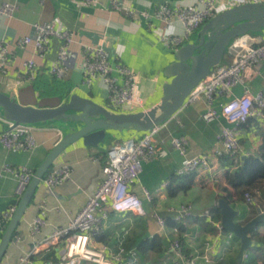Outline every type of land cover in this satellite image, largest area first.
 <instances>
[{
  "label": "crops",
  "instance_id": "1",
  "mask_svg": "<svg viewBox=\"0 0 264 264\" xmlns=\"http://www.w3.org/2000/svg\"><path fill=\"white\" fill-rule=\"evenodd\" d=\"M215 2L229 8L236 6L231 0ZM5 3L15 4L16 8L11 14L0 13V47L4 46L5 50L0 49V91L15 97L23 105L40 108L57 107L68 102L73 94L108 106L109 90L104 80L97 77L91 84H86L82 72L84 46H99L109 53L112 60L124 63L136 74V101L120 110L126 113L148 110L158 104L163 96V85L168 80L164 71L173 60L176 49L168 48L162 40V34L168 28L164 20L158 17L157 10L165 4L196 6L200 9L205 6L203 0H122L121 8H115L112 0H100L95 5L80 0H0V7ZM207 22L192 34L187 43L198 36ZM45 23H53L56 29L67 31L72 38L65 61L67 72L61 78L52 75L50 68L58 59L64 42L62 39L50 37L43 50L37 49L34 42L20 43L27 36L34 38L36 25ZM170 30L176 35L185 34L183 23L177 19ZM233 57L234 49L231 48L220 65L230 63ZM29 60H34L37 65L38 73L32 78L26 69ZM245 89L253 95L264 90V61L247 71L244 81L233 88L232 94L215 99L213 107L218 112L215 120L207 122L202 118L208 108L206 100L202 99L196 104L186 105L158 126L153 137L155 157L144 162L143 172L131 185V190L142 199L147 214L118 213L109 204L104 205L98 213V236L91 235L90 248L104 250L112 257L119 249L118 238L123 237L125 264H175L171 242L182 239L186 254L203 252L209 243L214 253L212 264L246 263L241 256V239L234 233L229 237L228 233L232 232L225 233L222 228L221 210L219 218L212 213L211 217L205 215L207 210L219 207L222 195L220 185H226L225 174L235 165L213 158L211 169L198 173L190 189L176 195H171L169 191L171 184L179 182L178 176L184 175L180 173L183 156L174 148L172 137H187L189 156L211 153L220 145L222 127L233 126L223 115L222 105L241 97ZM30 127L36 146L32 149H9L1 141V135L10 128L0 117V213L15 204L18 184V174L5 171L4 166H27L36 171L66 132L61 123L32 124ZM139 136L141 133L133 130L111 132L106 143L98 149L86 147L80 141L61 154L54 166L69 164L70 178L55 188L41 182L1 264L61 262L72 234L52 240V233L57 228L67 227L71 218L84 207L88 197L96 192L102 183V166L107 160L110 146L117 141ZM239 137L242 146L240 161L248 155L257 154L264 138V116L252 117L242 124ZM256 189L264 194V181L249 193ZM146 190L153 196L152 200L147 198ZM247 194L245 199H235L230 204L239 211L236 221L240 224H247L259 216L261 207L264 213V196L257 203L248 200ZM183 204H190L193 210L192 216L184 221L185 231H175L176 226L168 224L161 229L154 213L167 221L175 216L170 210ZM37 217L44 218L46 223L37 234H33L31 223ZM258 231L264 235V222L259 225ZM3 234L0 232V242ZM20 235L22 240L16 242ZM218 235L219 239L215 241ZM157 236L163 240L162 250L141 249L145 242H151ZM246 252L250 255V263L264 264V249L261 257L249 249ZM83 264L96 263L85 260Z\"/></svg>",
  "mask_w": 264,
  "mask_h": 264
},
{
  "label": "built area",
  "instance_id": "2",
  "mask_svg": "<svg viewBox=\"0 0 264 264\" xmlns=\"http://www.w3.org/2000/svg\"><path fill=\"white\" fill-rule=\"evenodd\" d=\"M88 5H95L100 0H80ZM204 8L196 6H169L162 5L157 10L159 18L163 19L167 25V31L162 34L164 44L175 50L184 44L206 21L215 17L217 14L229 9V6L219 5L215 0H203ZM257 2V0H231L232 4L240 5ZM115 8H121L122 0H112ZM16 8L15 4L5 3L0 7V13L11 14ZM183 23L185 34L176 35L170 28L175 20ZM36 36L25 37L21 44L34 42L39 50H43L50 37L56 36L62 39L63 45L60 49L58 59L50 68L51 74L56 77H64L67 72L65 61L67 59L68 45L71 43V35L64 30L56 29L52 23L36 25ZM231 48L234 49V57L228 64L218 65L192 90L186 99V105L196 104L205 99L208 108L203 113L202 118L211 122L218 117L217 110L213 103L218 96L233 93V88L244 81V76L248 70L256 64L264 61V36L257 37L254 34H247L234 40ZM230 48V49H231ZM0 49L4 50V46ZM5 51V50H4ZM85 58L82 64L84 83L91 84L97 77H101L109 90L108 107L114 111L120 110L136 101V74L122 62L114 61L109 53L102 47L86 45L84 46ZM27 74L32 78L37 75V65L34 60L26 62ZM222 113L233 126H223L219 134V147L211 153L197 156L188 155V139L184 135L172 137L174 148L183 156L181 174L190 172L201 173L208 171L212 167L213 158L217 160L223 155H229L235 163L241 158L242 146L239 137V127L255 116H264V90L253 95L248 89H245L241 97H235L229 104L222 105ZM0 117L8 124L10 130L1 135V141L9 149H32L36 146V141L30 133V126L16 125L3 115ZM159 126V125H158ZM158 126L152 130L141 133L139 137L127 138L115 142L107 151V160L102 166V183L96 192L90 195L81 211L71 218L67 227L57 228L52 233V240L61 239L72 234L69 238L64 259L58 264H83L85 260L96 264H125L124 238L119 239V249L117 254L109 257L104 250H95L89 247L91 235L98 232L100 217L98 213L103 206L109 204L111 208L118 213H134L137 215H146L147 210L142 199L131 190L133 182L138 180L143 172L144 162L152 160L155 157L156 146L154 143V134ZM5 171L18 174V184L15 190L16 202L8 209L0 213V232L4 233L11 218L15 214L21 198L30 185L35 171L27 166L13 168L10 165L4 166ZM71 176V167L69 164H60L54 166L42 180V183L49 188H55L64 184ZM145 194L149 200L153 199L151 193L146 190ZM264 194L260 189L253 193H248L247 198L253 202H260ZM260 204V203H259ZM260 206V205H259ZM262 210V207H261ZM178 222L184 221L193 214L190 204H183L178 208L170 210ZM205 215L211 217V211L207 210ZM164 229L167 221L158 213H154ZM46 221L42 217H37L31 223V232L37 234L45 225ZM178 231V228H174ZM229 237L233 233H228ZM219 236L215 239H219ZM22 236H18L15 241L20 242ZM214 241V242H215ZM171 250L175 254V264H212L214 261L213 247L207 243L203 252L195 254H186L180 239L171 242ZM249 253L243 254L245 264H262L260 262L250 263ZM26 260V259H25ZM23 260V261H25Z\"/></svg>",
  "mask_w": 264,
  "mask_h": 264
},
{
  "label": "water",
  "instance_id": "3",
  "mask_svg": "<svg viewBox=\"0 0 264 264\" xmlns=\"http://www.w3.org/2000/svg\"><path fill=\"white\" fill-rule=\"evenodd\" d=\"M247 34L264 36V2L236 5L217 14L208 20L193 41L177 48L164 71L168 80L163 85V96L148 110L117 112L80 94H73L68 102L57 107L40 108L23 105L15 97L0 91V115L16 125L61 123L66 131L36 169L6 227L0 242V264L37 188L61 154L80 141L86 147L98 149L106 143L111 132L133 130L145 133L163 124L185 107L188 95L223 62L234 40ZM219 207L222 228L225 233L232 232L241 239L243 256L253 245L249 233L264 221V213L259 210V216L247 224H240L236 221L239 211L226 200L221 199Z\"/></svg>",
  "mask_w": 264,
  "mask_h": 264
},
{
  "label": "trees",
  "instance_id": "4",
  "mask_svg": "<svg viewBox=\"0 0 264 264\" xmlns=\"http://www.w3.org/2000/svg\"><path fill=\"white\" fill-rule=\"evenodd\" d=\"M219 161H222L223 163H228L231 166H236L234 169H230L226 172V185H220L222 190V195L220 196L221 199L226 200L229 204L232 205L235 199H245L247 193L253 191L254 188L257 187L261 181H264V138L262 144L258 149L257 154L248 155L244 159H241L238 164H236L229 155H223L219 157ZM196 177L197 173L195 172H190L178 176L179 182H175L170 185V194L176 195L181 191H187L194 184ZM220 210V207H217L215 209H212L211 213L215 216V218H219ZM184 221L178 222L173 217L167 219V224L171 227L176 226L180 231H185L186 223ZM258 228L259 226L252 229L249 233L250 238L253 241V245L249 248V250H251L257 256L261 257V255L263 254L262 251L264 249V235H262L258 231ZM92 235L98 236V232H94ZM100 238L102 239L103 237L101 236ZM180 240L183 245L182 239ZM141 249H150L156 251L162 250L163 240L160 236H157L151 242H145Z\"/></svg>",
  "mask_w": 264,
  "mask_h": 264
},
{
  "label": "rangeland",
  "instance_id": "5",
  "mask_svg": "<svg viewBox=\"0 0 264 264\" xmlns=\"http://www.w3.org/2000/svg\"><path fill=\"white\" fill-rule=\"evenodd\" d=\"M228 53H229V52L226 53L225 57L227 56ZM223 61H224V60H223ZM258 64H259V63H258ZM256 65H257V64H256Z\"/></svg>",
  "mask_w": 264,
  "mask_h": 264
}]
</instances>
